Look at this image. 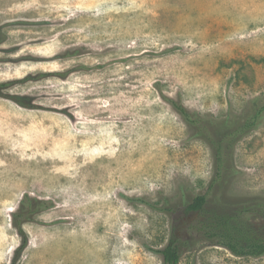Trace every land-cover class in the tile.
Here are the masks:
<instances>
[{"label":"rangeland","instance_id":"obj_1","mask_svg":"<svg viewBox=\"0 0 264 264\" xmlns=\"http://www.w3.org/2000/svg\"><path fill=\"white\" fill-rule=\"evenodd\" d=\"M21 79L0 95V264H163L173 230L179 264H264L124 198L208 191L211 147L163 95L216 118L264 97V0H0V82ZM234 165L232 195L264 194V123ZM24 194L52 207L17 255Z\"/></svg>","mask_w":264,"mask_h":264},{"label":"trees","instance_id":"obj_2","mask_svg":"<svg viewBox=\"0 0 264 264\" xmlns=\"http://www.w3.org/2000/svg\"><path fill=\"white\" fill-rule=\"evenodd\" d=\"M21 81L23 79L0 82V95L12 84ZM163 96L188 125L191 137L201 139L211 147L214 165L212 181L206 193L195 196L182 193L177 200L164 197L161 206L145 197L124 198L167 214H193L196 219L190 230L196 233L201 241L223 247L237 257L264 256V194L232 195L229 191L235 175L236 145L264 123V97H253L241 113L216 118L201 115L187 108L182 101ZM26 99L30 100L28 97H15L21 105L26 104ZM50 207L52 201L29 194L23 195L18 209L12 213L13 225L22 237L17 255L29 244L24 224L33 222L37 214ZM182 238L173 230L169 242L156 250L162 256L163 264H179L182 256L181 246L186 241Z\"/></svg>","mask_w":264,"mask_h":264}]
</instances>
